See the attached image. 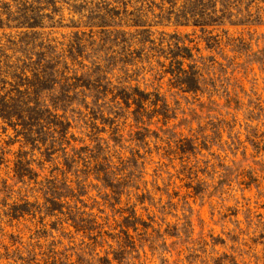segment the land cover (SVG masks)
I'll return each instance as SVG.
<instances>
[{"label":"rangeland","instance_id":"obj_1","mask_svg":"<svg viewBox=\"0 0 264 264\" xmlns=\"http://www.w3.org/2000/svg\"><path fill=\"white\" fill-rule=\"evenodd\" d=\"M182 1H43L42 28L0 29L11 61L45 52L73 87L48 98L65 138L0 116V264H264V0L204 26Z\"/></svg>","mask_w":264,"mask_h":264},{"label":"trees","instance_id":"obj_2","mask_svg":"<svg viewBox=\"0 0 264 264\" xmlns=\"http://www.w3.org/2000/svg\"><path fill=\"white\" fill-rule=\"evenodd\" d=\"M43 1L46 6L56 5L57 2V0H0V29L42 28L43 23L40 17L44 14H41L40 11L43 7ZM175 1L177 4V0ZM230 1L184 0L177 11L181 13L184 22H193L195 26L209 25L207 23L209 20L219 24L226 18L230 22H234L230 19L229 7H232ZM242 1L235 0V2ZM218 2H222V10H218ZM219 12L221 15H218ZM105 35L100 39L103 42H107ZM9 42L13 45L19 43L17 41L13 43L11 40ZM173 47L174 50L170 49L173 76L184 90H194L197 85V72L194 71L193 66H190V70H186L183 66V60L191 58L192 52L186 46H181L178 39ZM34 55L27 53L23 55L24 59L18 58L16 61H11L10 56L5 54L0 45V71L4 75L1 82L5 88V93H0V116L17 132L25 136L34 133H47L51 130L65 138L70 127L69 121L55 112L58 110V106L54 104V101L49 104L48 98L54 94L56 87L62 89V94L65 97L69 96L68 94L73 91V87L69 83L62 84L61 82L65 81L64 78L61 79V82L52 81L53 74L49 72L56 73V65H51L45 52L38 51ZM180 57L182 60L179 59ZM4 68L5 70H3ZM10 75L13 81L8 82ZM7 85L11 88L8 89ZM135 91L139 95L138 101L140 103L149 95L139 89H135ZM18 127L21 129L18 130ZM18 164H23L22 156L18 157ZM53 199L55 202L56 197Z\"/></svg>","mask_w":264,"mask_h":264}]
</instances>
